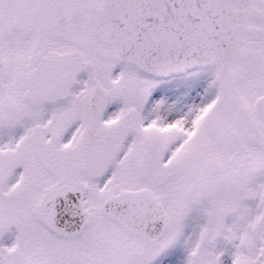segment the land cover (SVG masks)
I'll use <instances>...</instances> for the list:
<instances>
[{"label":"snow or ice","instance_id":"snow-or-ice-1","mask_svg":"<svg viewBox=\"0 0 264 264\" xmlns=\"http://www.w3.org/2000/svg\"><path fill=\"white\" fill-rule=\"evenodd\" d=\"M0 264H264V0H0Z\"/></svg>","mask_w":264,"mask_h":264}]
</instances>
